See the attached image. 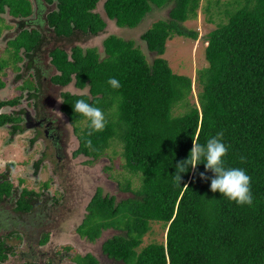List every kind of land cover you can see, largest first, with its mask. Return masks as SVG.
<instances>
[{"label": "trees", "instance_id": "16d2710c", "mask_svg": "<svg viewBox=\"0 0 264 264\" xmlns=\"http://www.w3.org/2000/svg\"><path fill=\"white\" fill-rule=\"evenodd\" d=\"M56 1L58 12L50 16V24L58 34L80 30L98 35L106 28L94 12L101 0ZM204 2L203 7L202 0L103 2L107 19L129 29L154 8L169 7L167 19L157 20L140 37L155 55L151 63L133 41L114 35L103 41V58L96 49L83 53L74 48L72 61L63 52L53 54L54 65L62 71L60 82L68 84L73 73L75 86L89 90L88 95L65 96L62 110L70 121L86 120L73 111L78 99L101 107L106 115L104 130L89 137L91 148L83 140L88 125L75 128L79 151L97 160L111 145H120L123 168L139 181L135 188L131 178L124 181L122 190L133 197L118 203L97 189L77 230L91 243L103 231L121 232L101 247L116 263L264 264V0ZM219 7L220 12H213ZM199 10L210 22L216 16L218 23L206 39L207 67L196 75L195 104L189 100L192 79L175 74L163 55L176 36L198 38L184 24ZM110 77L120 81L119 89L108 85ZM220 131L228 146L226 167L243 168L251 177V205H237L212 192L213 174L203 164L182 174L179 185L172 180L175 165L187 158L192 142L204 144ZM153 224L163 227L164 239L141 248ZM4 252L0 245V260ZM74 260L99 264L91 254Z\"/></svg>", "mask_w": 264, "mask_h": 264}, {"label": "flooded vegetation", "instance_id": "af4514ba", "mask_svg": "<svg viewBox=\"0 0 264 264\" xmlns=\"http://www.w3.org/2000/svg\"><path fill=\"white\" fill-rule=\"evenodd\" d=\"M57 12L56 0H0V245L5 249V258L0 260V264H5L13 253L14 248L6 244L13 238L20 240L25 248L20 252V264L52 261L41 252L52 237V231L40 230L43 214L49 220L52 209L69 207L79 199L77 190L75 193L69 191L71 194L65 191L62 192L63 196L66 195L65 205L58 203L60 199L52 194L50 199L53 203L50 204L42 200V193L14 187L13 173L23 174L17 177L16 184H23V179L28 178L49 195L50 186L62 176L59 169L65 168L61 162L69 160V164H74L73 160L80 157L89 159L86 164L99 160L79 151L75 128L80 127V123H72L62 110L65 96H80L65 92L67 87L73 84L75 90L85 88L75 86L73 73L70 74L71 81L62 84V71L54 65L53 56L60 51L72 61V49L79 48L83 53L96 49L84 50L73 43L79 42L82 36L99 34L90 35L80 30H74L70 36L58 34L50 24V16ZM69 44L73 46L68 50ZM63 121L72 128L75 136L77 146L72 150ZM48 173L51 179H48ZM75 185L78 186L77 183ZM69 188L74 187L68 184ZM102 195L109 197L103 192ZM60 215L63 219V214ZM71 261L76 264L74 258Z\"/></svg>", "mask_w": 264, "mask_h": 264}, {"label": "rangeland", "instance_id": "374dc122", "mask_svg": "<svg viewBox=\"0 0 264 264\" xmlns=\"http://www.w3.org/2000/svg\"><path fill=\"white\" fill-rule=\"evenodd\" d=\"M105 0H101L94 12L101 15V17L106 21L107 27L103 33L95 37L82 36L81 40L76 41L74 44L82 47L84 50L87 48H96L100 55V58L105 57L103 52V41L110 35L117 36L124 40L133 41L135 47L138 48L146 57L148 63H151L155 58V55L149 52L146 48L145 42L141 40V35L145 33L150 26L157 20H165L168 17V8L156 9L154 8L143 21L134 29L120 28L115 25L111 20L105 17L102 5ZM225 2V1H224ZM223 2V3H224ZM205 5L204 0H202V7ZM223 7L219 9H214L213 12L221 11ZM219 11V12H220ZM218 21L216 16H214L213 22L208 21V16L204 15L202 10H199L195 18H191L184 25L187 29L197 32L198 38L196 40L187 39L183 37L176 36L170 39L166 45V52L163 57L167 60L170 68L175 74L187 76L192 79V95L189 97L191 103H197V93L199 88L196 83V75L198 71L207 67V61L205 60V49L207 46V37L210 32L216 29ZM89 38V39H88ZM73 44H69L67 49ZM67 45V43H66ZM65 92L71 94H87L88 87L84 90H75V87L70 85L67 87ZM183 109H176L175 113L182 112ZM63 121V129L67 134V140L69 139V145H73L70 150L77 146L74 140L75 136L72 135V128L65 124ZM80 128L84 129L87 127L88 122L84 120L80 124ZM121 147L120 145H111L106 151L105 155L101 156L99 160L92 164L88 163L89 159L85 157H80L73 160L74 164H69L68 161L61 162L65 166L64 170L59 169L60 176L59 179L50 186V194L42 192V189L34 186L32 180L28 178L23 179V184H16L17 177L23 176V174L14 172V187L18 190L23 188L30 189L42 193V200L49 201L52 204L51 194L60 199L58 203L64 204V199L66 195L63 196L62 192L75 191L78 193L79 199L74 203L71 201V205L66 208L64 206L52 209L50 212L51 218H47L43 214L41 223L43 227L40 230L52 231V237L49 242L41 249L48 258L52 261H45V264H74L71 259L75 258L77 255L91 254L99 260V264H121L115 261L108 260L105 255L102 254L101 247L103 243L110 239L112 236L120 235L121 232H116L112 230L103 231L100 238L95 242L90 243L86 239L81 238L77 233L76 229L81 225L82 220L86 216V206L90 201L91 197L96 192V189L100 188L104 195L113 196L115 201L118 203L122 200L133 197L130 192H124L122 186L126 179L131 178L132 188L138 186L139 181L137 177L131 176L124 168V159L121 157ZM2 162L0 161V164ZM48 179H51V174H47ZM130 180V179H129ZM78 184L76 187L75 184ZM58 184V185H56ZM68 184H71L74 188H69ZM63 189V190H62ZM69 196V194L67 195ZM69 199V198H68ZM58 209V210H57ZM65 209V210H64ZM45 211H42V213ZM47 212V211H46ZM64 212V213H63ZM63 214L64 218L62 219ZM58 219V220H57ZM47 221L49 223H47ZM47 227V228H44ZM50 228H53L50 230ZM10 232H14L10 230ZM164 229L160 224H153L151 226V231L144 237L141 248L154 242H161L164 239ZM42 237V236H41ZM6 241V240H5ZM6 244L13 249V253L8 258L5 264H20L22 261L20 259L21 250L25 248L20 243V240L8 239Z\"/></svg>", "mask_w": 264, "mask_h": 264}, {"label": "clouds", "instance_id": "9594fccd", "mask_svg": "<svg viewBox=\"0 0 264 264\" xmlns=\"http://www.w3.org/2000/svg\"><path fill=\"white\" fill-rule=\"evenodd\" d=\"M112 89L121 87L120 81L115 77H110L107 81ZM73 111L81 114L88 122V131L84 133L83 140L86 147H92V141L89 137L94 132L103 131L107 120L104 110L95 104L88 103L84 99H78L72 106ZM224 133L217 132L216 135L207 139L206 143H193L186 159L175 165V173L171 175L175 184L179 185L182 174L189 168L195 169L197 165L203 164L205 170H210L213 174L210 180V190L219 192L229 201L237 205H251L253 195L251 192V177L243 168L226 167L225 157L228 152V146L223 140ZM243 159V157H241ZM201 173V178H203Z\"/></svg>", "mask_w": 264, "mask_h": 264}]
</instances>
